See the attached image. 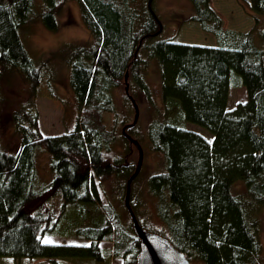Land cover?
<instances>
[{
	"label": "trees",
	"instance_id": "16d2710c",
	"mask_svg": "<svg viewBox=\"0 0 264 264\" xmlns=\"http://www.w3.org/2000/svg\"><path fill=\"white\" fill-rule=\"evenodd\" d=\"M77 1L92 34L90 43L67 48L71 86L82 113L66 134L50 136L42 130L36 100L45 83L54 93L50 66L32 57L21 29L39 15L47 27L57 31L61 1L43 0L42 13L36 15L37 0H0V123L8 73L22 74L35 90L13 113L21 137L19 149L4 147L0 138V258H47L53 264H112L113 257L123 259L124 264L137 262L142 242L133 222L125 224L114 205L102 201L99 184L115 177L129 182L138 171L140 163L127 161L131 149L125 159L114 150L122 119L115 91L126 88L129 74L137 102L144 97L154 104L145 70L150 60H157L167 113L154 120L149 134L153 148L165 154L167 169L154 175L150 184L160 198L159 214L168 226L165 236L192 262L262 264L261 17L259 28L229 30L211 0H191L193 20L218 37V46H203L162 39L163 23L154 0ZM252 3L255 13L264 16V0ZM235 77L247 89L248 100L230 111ZM173 105L183 108L187 122L206 128L215 139L210 141L170 120ZM108 113L115 115L113 127L107 123ZM42 151L52 156L49 181L40 173ZM239 181L246 184V194L235 193ZM51 236L89 243L46 241ZM104 242L114 243V248H104Z\"/></svg>",
	"mask_w": 264,
	"mask_h": 264
},
{
	"label": "rangeland",
	"instance_id": "374dc122",
	"mask_svg": "<svg viewBox=\"0 0 264 264\" xmlns=\"http://www.w3.org/2000/svg\"><path fill=\"white\" fill-rule=\"evenodd\" d=\"M58 11L59 29L51 30L42 21L38 14H41L43 0H37L36 17L21 29V34L32 57L38 63L48 62L50 76L54 93L51 94L47 83L43 84L36 96L37 104L41 115V127L45 135H64L74 128L82 110L76 94L71 86L72 63L70 62L69 46L88 44L92 41V34L86 26L80 3L77 0H60ZM156 12L163 23L162 39H173L176 42L197 44L203 46H218V37L206 32L201 23L193 20L195 15L194 4L191 0H154ZM211 5L223 20V26L229 30L249 32L259 28L258 17H261L264 25V16L258 15L253 10L252 0H211ZM235 74V73H234ZM239 75V74H238ZM145 76L154 91L155 103L152 104L144 97L138 101L140 105V119L133 131L128 133L136 139L141 140L144 148V163L140 177L133 183V205L136 215L142 225L148 230L168 235V226L159 214L160 198L151 188V178L166 171L167 163L165 154L156 151L151 142L149 128L154 120L163 119L167 108L163 101L161 91V73L157 60H150L145 70ZM240 76V75H239ZM241 77V76H240ZM126 88L115 91L118 102L120 118L118 141L114 150L120 159L127 158L128 162L139 164L141 151L135 144L131 145L124 135L126 124H132L135 120L136 109L127 97ZM35 94L33 85L20 73H8L4 81V106L2 120L0 123V138L4 147L16 151L21 145V137L18 135L13 121V113L27 103ZM248 100L247 89L243 86L238 77L234 78V84L230 92L229 110L237 108L241 102ZM174 109V110H172ZM182 111V116H181ZM183 117V118H181ZM115 115H106L107 123L113 127ZM173 119L178 125L204 135L208 140L213 141L214 135L206 128L197 124L187 122L183 115V108L173 105L170 110V120ZM40 173L44 180L52 179L51 169L52 156L47 152H41ZM125 173L122 171V174ZM127 179L115 177L104 184H99L102 201L111 203L121 215L123 222L131 225L133 222L131 213L126 206ZM99 183V182H98ZM126 186V187H125ZM237 194H246V184L243 181L236 183L234 188ZM262 228L261 241L263 244V256L261 263L264 264V208L261 211ZM53 243H77L88 244L89 241L64 236H51L46 239ZM102 246L108 250L114 248V243L104 242ZM0 264H53L50 259L31 258H0ZM112 264H124L121 258L113 257ZM193 264H204L200 261H193Z\"/></svg>",
	"mask_w": 264,
	"mask_h": 264
},
{
	"label": "water",
	"instance_id": "95a60500",
	"mask_svg": "<svg viewBox=\"0 0 264 264\" xmlns=\"http://www.w3.org/2000/svg\"><path fill=\"white\" fill-rule=\"evenodd\" d=\"M127 93L136 108V118L134 123L127 125L124 128V134L131 140V144L137 145L141 151V161L138 171L129 179L126 195V205L133 218L134 230L142 242L141 253L138 256L137 262L134 264H193L188 255L185 252L181 251L178 247H176V245L171 241L169 237L145 228L138 219L134 210L132 204L133 183L141 173L143 167L144 148L142 143L138 139L127 132L128 129H131L138 124L141 113L140 105L138 104L136 98L131 94L129 74L127 75Z\"/></svg>",
	"mask_w": 264,
	"mask_h": 264
}]
</instances>
